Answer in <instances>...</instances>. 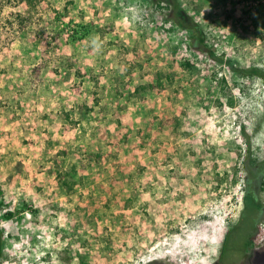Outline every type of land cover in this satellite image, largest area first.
I'll return each instance as SVG.
<instances>
[{
    "label": "rangeland",
    "instance_id": "1",
    "mask_svg": "<svg viewBox=\"0 0 264 264\" xmlns=\"http://www.w3.org/2000/svg\"><path fill=\"white\" fill-rule=\"evenodd\" d=\"M180 1L219 58L264 70V0ZM163 6L41 0L25 27L3 8L0 264H216L264 178V79L191 49Z\"/></svg>",
    "mask_w": 264,
    "mask_h": 264
},
{
    "label": "trees",
    "instance_id": "2",
    "mask_svg": "<svg viewBox=\"0 0 264 264\" xmlns=\"http://www.w3.org/2000/svg\"><path fill=\"white\" fill-rule=\"evenodd\" d=\"M40 1L41 0H0V16L3 11V8H5L6 6L14 7L21 3H25L28 7V10L26 11L25 14L22 12H11V15L15 18V20L17 19L19 25L25 27L27 26L28 22H30L32 19V13H31L32 10H34L37 7ZM155 1L159 5H162V3H164L165 6L163 7L169 10L168 21H173L174 24L180 29L190 32L189 46L191 49L205 53L214 61L226 64L235 74H239L242 77L254 76L264 79V70L258 65H252L249 68L240 69L232 61L219 58L216 52L207 43V32L205 28L199 22L195 21V19L189 14L188 10L184 8L180 0H155ZM11 15H9V17ZM10 22L13 24L12 21ZM64 28L67 29L69 32L70 42L77 40L78 41L84 40L88 37L89 33L91 32V27L83 23L69 22L64 26ZM58 33L59 34L57 35L58 37H60L62 35V30L58 31ZM50 42L51 41H49L48 44H50ZM44 65L45 62H41L40 64L34 67L33 72L36 73ZM188 65L189 63H186L184 64V67H188ZM161 76L162 73L158 72L156 77L157 78L156 84H149L148 86L162 87L164 85V82ZM143 87L145 86H141V85L137 86L135 89V93L138 94L141 91V88ZM95 157H100V156L99 154H96ZM253 165H250L248 162L246 163V167L250 171H253V169L255 171L257 166H253ZM258 167H260V165H258ZM2 192L3 191L0 187V194H2ZM7 216L11 217L12 213L8 212ZM2 237H3V232L0 231V257L2 250Z\"/></svg>",
    "mask_w": 264,
    "mask_h": 264
},
{
    "label": "flooded vegetation",
    "instance_id": "3",
    "mask_svg": "<svg viewBox=\"0 0 264 264\" xmlns=\"http://www.w3.org/2000/svg\"><path fill=\"white\" fill-rule=\"evenodd\" d=\"M258 182L256 187L253 185ZM247 190L243 207L237 221L229 228L216 264H264V237L260 234V224L264 218V201L260 199L264 178L247 179ZM250 226L243 239H235L244 225Z\"/></svg>",
    "mask_w": 264,
    "mask_h": 264
}]
</instances>
